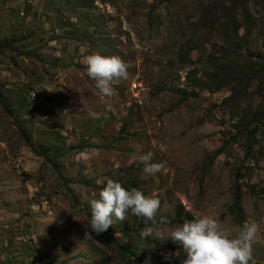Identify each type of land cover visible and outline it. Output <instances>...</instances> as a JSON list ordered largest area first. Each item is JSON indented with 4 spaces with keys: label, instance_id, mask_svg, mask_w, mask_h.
I'll list each match as a JSON object with an SVG mask.
<instances>
[{
    "label": "rangeland",
    "instance_id": "1",
    "mask_svg": "<svg viewBox=\"0 0 264 264\" xmlns=\"http://www.w3.org/2000/svg\"><path fill=\"white\" fill-rule=\"evenodd\" d=\"M172 1L0 0V46L14 41L0 52V264H129L124 245L140 264H182L170 234L203 215L230 238L255 223L250 264H264V74L242 84L264 70V0H242L228 31L193 25L204 0ZM189 40L199 55L182 57ZM97 53L127 65L111 97L87 75ZM211 55L220 92L204 87ZM147 153L164 163L154 175ZM108 179L159 199L154 221L129 212L94 233Z\"/></svg>",
    "mask_w": 264,
    "mask_h": 264
},
{
    "label": "clouds",
    "instance_id": "2",
    "mask_svg": "<svg viewBox=\"0 0 264 264\" xmlns=\"http://www.w3.org/2000/svg\"><path fill=\"white\" fill-rule=\"evenodd\" d=\"M127 74V65L118 56L97 53L87 57V75L95 81L96 88L105 97L113 95L114 82L126 78ZM89 115L99 118L93 111ZM151 158V153L141 157L145 175H154L164 167L163 162L149 163ZM90 207L89 227L99 235L108 231L114 221H124L129 212L145 218L146 221H154L161 201L145 196L138 189H126L120 182L108 179L106 186L99 191L98 199L92 200ZM150 233L151 229H146L141 232V236L146 237ZM257 233L258 227L255 223H245L238 236L230 238L214 216L203 215L176 227L171 232L170 239L182 248L185 257L182 264H250ZM175 255L179 256L180 252ZM166 259H171V256Z\"/></svg>",
    "mask_w": 264,
    "mask_h": 264
},
{
    "label": "trees",
    "instance_id": "3",
    "mask_svg": "<svg viewBox=\"0 0 264 264\" xmlns=\"http://www.w3.org/2000/svg\"><path fill=\"white\" fill-rule=\"evenodd\" d=\"M230 1H231V4H227L226 2L224 3L221 0H206V1L204 0L203 2L200 3V11L202 12L201 21L198 23L194 22L193 25H196V26L198 25L203 28H212L217 23H227L225 25H222V28L225 31L235 28V26L233 28H229L228 25L235 24L236 22L235 15H234L235 10L238 8L237 5L242 3V0H230ZM170 2L173 3L172 0H170ZM222 12L225 14H223ZM236 32H237V29H236ZM190 40L187 43V50L181 55L182 57L184 55L188 56L191 53H198L199 55V52L196 49V46L198 45L194 43L193 40L192 41ZM13 45H14V41L12 40L7 41L4 45L0 46V52H7L11 47H13ZM218 47L219 45H214L215 50H217ZM202 49H203V52H206V48L204 46H202ZM209 58H210L209 62H211L212 64H217L218 69H217L216 74L214 75L210 74L209 78L206 81L207 84L204 87L205 89L207 87L209 91H212L214 89V92H220L229 85L228 80H225L224 76H221V74L224 71L225 66L219 64V62L223 63V61H220V59H218L215 55H211L209 56ZM261 74H264L263 68L259 71L251 73L246 78L245 83H242V84L251 85L252 83H254L255 80H257L258 75L260 77ZM208 82L211 84V86H207ZM263 120H264V108L252 114L251 116V123L255 125V128ZM250 135H253V133H251ZM248 149H249L248 150V156H249V154L251 153L250 151L251 147H249ZM175 220H178V218ZM119 250L121 251L123 258L127 257L131 259V257L132 258L135 257V259H132L133 261L129 260V264H136V263L140 264L139 262H142L138 257L135 256V253L133 252V250L130 249L129 246H126V245H124L123 247L120 246ZM142 264H145V262H143Z\"/></svg>",
    "mask_w": 264,
    "mask_h": 264
}]
</instances>
